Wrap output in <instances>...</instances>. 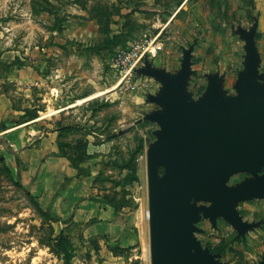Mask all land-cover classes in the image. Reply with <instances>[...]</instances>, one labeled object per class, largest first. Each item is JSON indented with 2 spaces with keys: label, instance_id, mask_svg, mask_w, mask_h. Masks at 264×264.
Here are the masks:
<instances>
[{
  "label": "rangeland",
  "instance_id": "374dc122",
  "mask_svg": "<svg viewBox=\"0 0 264 264\" xmlns=\"http://www.w3.org/2000/svg\"><path fill=\"white\" fill-rule=\"evenodd\" d=\"M261 17L264 29V0H0V63L25 66L30 81H41L26 89L32 97H47L39 104L42 112L49 106L44 121L60 116H52L57 106H78L55 121L59 150L80 170L89 199L109 208L108 219L121 225L110 234L63 228L64 220H53L50 207L0 155V264H63L62 234L71 264H150L146 152L159 126L144 117L159 109L147 95H155L160 84L133 72L138 88L127 90L109 63L129 44L156 39L162 49L148 62L174 74L183 50L192 46L186 91L193 100L205 91L206 76L215 73L223 77V90L234 95L246 55L238 29L255 30L260 72L264 67ZM10 85L4 92L21 99L20 87ZM23 112L19 121L33 114ZM245 178L234 175L227 185ZM237 211L260 227L242 239L223 219L215 229L202 219L195 238L203 248L220 247L223 264H257L264 259V199L239 203Z\"/></svg>",
  "mask_w": 264,
  "mask_h": 264
},
{
  "label": "water",
  "instance_id": "95a60500",
  "mask_svg": "<svg viewBox=\"0 0 264 264\" xmlns=\"http://www.w3.org/2000/svg\"><path fill=\"white\" fill-rule=\"evenodd\" d=\"M254 34L236 31L246 55L234 95L215 73L193 100L186 91L192 46L183 50L174 74L147 59L134 71L160 84L147 95L159 109L144 117L159 126L146 152L150 264H223L220 253L195 238L202 219L215 229L221 218L242 239L261 225L243 221L237 211L239 203L264 199V67L260 72ZM237 174L249 177L228 186Z\"/></svg>",
  "mask_w": 264,
  "mask_h": 264
},
{
  "label": "crops",
  "instance_id": "0c3cea01",
  "mask_svg": "<svg viewBox=\"0 0 264 264\" xmlns=\"http://www.w3.org/2000/svg\"><path fill=\"white\" fill-rule=\"evenodd\" d=\"M262 19L259 18V30H264L260 28ZM255 46L261 57L259 43ZM9 64L0 63V155L38 193L39 200L49 206L59 219L64 220L63 228L78 230L87 226L86 229L93 227L96 234L113 233V229L121 227L120 221L109 220L112 215L109 208L89 199L92 193H86L80 170L59 150L55 121L61 119V114L63 116L78 106H72L73 103L57 106V109H52L56 111L52 116H60L55 121L52 116L49 117L50 121H44L47 118L41 119V115L49 110V106H44L45 112H42L43 107L39 104L47 102V97L40 92L32 97L27 95L26 89L30 85L39 87L41 81H30L25 76V66L12 69L7 67ZM8 83L10 87L14 88L15 83L20 87L18 90L23 92L21 99L12 100L4 92ZM51 98L52 101L56 100ZM80 104L82 102L77 105ZM25 108L31 109L37 118L19 121ZM105 220L110 222L105 223ZM87 223H91V226Z\"/></svg>",
  "mask_w": 264,
  "mask_h": 264
},
{
  "label": "built area",
  "instance_id": "2783aa9c",
  "mask_svg": "<svg viewBox=\"0 0 264 264\" xmlns=\"http://www.w3.org/2000/svg\"><path fill=\"white\" fill-rule=\"evenodd\" d=\"M156 39L149 42L143 41L142 43L133 42L128 45L127 49L117 51L114 54L112 63H109L110 69L119 74L118 85L121 84L123 88L134 91L138 88L131 79L135 69L142 65L145 59H150L158 54L162 49L160 42H155ZM145 90L148 84H142Z\"/></svg>",
  "mask_w": 264,
  "mask_h": 264
},
{
  "label": "trees",
  "instance_id": "16d2710c",
  "mask_svg": "<svg viewBox=\"0 0 264 264\" xmlns=\"http://www.w3.org/2000/svg\"><path fill=\"white\" fill-rule=\"evenodd\" d=\"M37 118L36 114H30L28 116V120H33ZM72 163V162H71ZM73 166H75L74 163H72ZM161 172V170H160ZM51 216H53V220H58V217L56 215H54L53 213H51ZM68 238H66L63 234L59 236V240H58V246H59V249L64 253V257L62 258L63 260V264H71L70 263V260H69V254H68V249L70 248V244L69 242L67 241ZM209 250L213 253H220L222 251V249L220 247H215V248H211L209 247Z\"/></svg>",
  "mask_w": 264,
  "mask_h": 264
},
{
  "label": "flooded vegetation",
  "instance_id": "af4514ba",
  "mask_svg": "<svg viewBox=\"0 0 264 264\" xmlns=\"http://www.w3.org/2000/svg\"><path fill=\"white\" fill-rule=\"evenodd\" d=\"M247 177H249V176L247 175Z\"/></svg>",
  "mask_w": 264,
  "mask_h": 264
}]
</instances>
